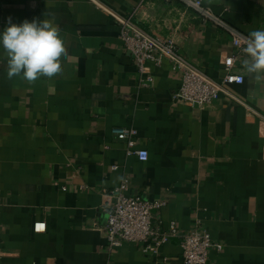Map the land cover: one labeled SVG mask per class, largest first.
Here are the masks:
<instances>
[{"label": "crops", "instance_id": "1", "mask_svg": "<svg viewBox=\"0 0 264 264\" xmlns=\"http://www.w3.org/2000/svg\"><path fill=\"white\" fill-rule=\"evenodd\" d=\"M206 20L182 0H0V33L12 23L50 20L68 51L62 73L28 84L7 78L0 47V264H183L181 236L202 225L208 264H264V86L237 56L209 108L174 99L181 77L165 58L139 71L120 38V20L169 39L216 81L235 55L225 25L264 30V0H203ZM137 130L141 161L115 128ZM164 202L152 225L177 235L159 253L142 243L111 249L103 226L110 192ZM37 223L44 229L36 230Z\"/></svg>", "mask_w": 264, "mask_h": 264}, {"label": "built area", "instance_id": "2", "mask_svg": "<svg viewBox=\"0 0 264 264\" xmlns=\"http://www.w3.org/2000/svg\"><path fill=\"white\" fill-rule=\"evenodd\" d=\"M182 1L187 6L195 8L204 19L218 20L204 5L203 0ZM120 24V38L131 53L139 71L143 74L148 73L147 82L153 81L152 75L148 72V63L158 66L165 58L170 61L173 71L181 77L179 88L174 95L176 101L199 108H209L220 98L222 92H226L227 85L240 84L244 81V76L232 73V69L237 56L245 55L243 48L246 46L248 36L234 28L225 25L232 37L235 55L224 60L226 75L221 81H216L182 56L173 41L150 34L133 21L132 15L122 18ZM113 132L120 141L127 144L129 155H135L141 161L149 159V152L137 147V130L124 127L115 128ZM128 190L129 180L125 178L121 186L110 192L112 199L102 208L107 215V221L103 226L107 245L114 249L126 242L142 243L144 251L158 254L160 247L168 242L171 236L177 235V227L171 224L169 232L155 228L152 225L154 213L164 202L154 201L140 194H128ZM44 227V223H37L35 229L40 230ZM179 244L183 264H208L211 249L216 246L220 248L202 225L183 234Z\"/></svg>", "mask_w": 264, "mask_h": 264}, {"label": "clouds", "instance_id": "3", "mask_svg": "<svg viewBox=\"0 0 264 264\" xmlns=\"http://www.w3.org/2000/svg\"><path fill=\"white\" fill-rule=\"evenodd\" d=\"M209 3L212 0H208ZM0 33V47L7 58V78L21 77L28 84L41 77L62 73V58L68 56L60 30L50 20H24L17 25L8 18ZM242 67L249 79L264 86V30H253L243 48Z\"/></svg>", "mask_w": 264, "mask_h": 264}]
</instances>
